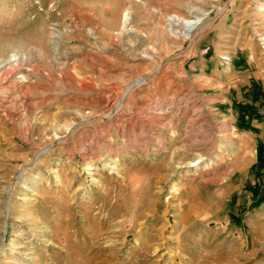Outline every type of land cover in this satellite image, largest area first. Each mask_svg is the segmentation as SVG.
I'll return each instance as SVG.
<instances>
[{
	"label": "rangeland",
	"instance_id": "obj_1",
	"mask_svg": "<svg viewBox=\"0 0 264 264\" xmlns=\"http://www.w3.org/2000/svg\"><path fill=\"white\" fill-rule=\"evenodd\" d=\"M263 36L264 0H0V264H264Z\"/></svg>",
	"mask_w": 264,
	"mask_h": 264
},
{
	"label": "trees",
	"instance_id": "obj_2",
	"mask_svg": "<svg viewBox=\"0 0 264 264\" xmlns=\"http://www.w3.org/2000/svg\"><path fill=\"white\" fill-rule=\"evenodd\" d=\"M244 96L252 99V104L237 103L235 105L237 112L238 127L248 129L251 122L262 118L260 109H264V91L261 86L255 82L251 83L249 88L244 89ZM255 174L257 182L249 184L246 191L252 196L251 208H257L264 203V139H260L257 145V160L251 167Z\"/></svg>",
	"mask_w": 264,
	"mask_h": 264
},
{
	"label": "built area",
	"instance_id": "obj_3",
	"mask_svg": "<svg viewBox=\"0 0 264 264\" xmlns=\"http://www.w3.org/2000/svg\"><path fill=\"white\" fill-rule=\"evenodd\" d=\"M190 22V30H187L185 27V23ZM193 23V24H191ZM167 24L169 26L170 33L174 37L181 38L183 41H191L195 31L199 25L195 23V20H186L181 18L177 14H171L167 18ZM221 60L225 63L228 64L230 62V56L228 55H222Z\"/></svg>",
	"mask_w": 264,
	"mask_h": 264
},
{
	"label": "crops",
	"instance_id": "obj_4",
	"mask_svg": "<svg viewBox=\"0 0 264 264\" xmlns=\"http://www.w3.org/2000/svg\"><path fill=\"white\" fill-rule=\"evenodd\" d=\"M209 61V60H206ZM206 61H202L200 62V65L203 69H205L206 67H208V64L206 63ZM222 71H231L228 67H224L222 69ZM220 74V72H218ZM225 78L228 80V82H233L235 84V86H240L243 87L245 85H247L249 83V80H245V77H248L246 75V72L244 71H239L238 73H224ZM237 75V76H235Z\"/></svg>",
	"mask_w": 264,
	"mask_h": 264
},
{
	"label": "bare ground",
	"instance_id": "obj_5",
	"mask_svg": "<svg viewBox=\"0 0 264 264\" xmlns=\"http://www.w3.org/2000/svg\"><path fill=\"white\" fill-rule=\"evenodd\" d=\"M201 22V19H197L195 20V23L198 24ZM193 24V23H191ZM190 22H186L185 23V27L187 30H190ZM259 42H260V48L262 50V52L264 53V36L263 37H260L259 39ZM221 55H227V54H221ZM1 67V66H0ZM2 69V68H1ZM142 82H140L139 84H141ZM123 101H124V98L120 101V108H121V105L123 104ZM193 167H197L196 171L197 172H201L200 169H202L204 166L202 165V161H197L195 164L192 165ZM208 168V170H212L213 167H210V166H206ZM103 251V250H102ZM101 253V252H100ZM96 259V258H95Z\"/></svg>",
	"mask_w": 264,
	"mask_h": 264
}]
</instances>
